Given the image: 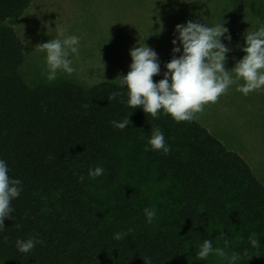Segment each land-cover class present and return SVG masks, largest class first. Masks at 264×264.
Listing matches in <instances>:
<instances>
[{"label": "trees", "instance_id": "16d2710c", "mask_svg": "<svg viewBox=\"0 0 264 264\" xmlns=\"http://www.w3.org/2000/svg\"><path fill=\"white\" fill-rule=\"evenodd\" d=\"M30 1L0 0V159L23 185L11 202L13 218L0 230V258L9 264H144L145 257L152 264H264V186L240 154L197 120L177 123L132 109L126 90L112 82L31 87L21 78L23 43L6 21L21 16ZM113 91L120 95L108 100ZM126 117L124 130L110 123ZM153 127L164 132L167 155L144 150ZM97 166L104 174L89 179V168ZM146 207L156 209L151 224ZM129 229L123 240L113 239ZM252 232L258 248L249 244ZM29 236L41 243L19 253L16 240ZM205 239L225 256L197 259Z\"/></svg>", "mask_w": 264, "mask_h": 264}, {"label": "clouds", "instance_id": "9594fccd", "mask_svg": "<svg viewBox=\"0 0 264 264\" xmlns=\"http://www.w3.org/2000/svg\"><path fill=\"white\" fill-rule=\"evenodd\" d=\"M224 25L225 22L204 24L192 20L175 25L171 40L173 55L164 64L166 70L162 78L156 82L153 77L161 74L157 52L144 42L131 48L129 70L126 75L118 76V88L126 90V105L132 109L139 107L153 118L170 115L177 123L190 122L198 118L197 113L203 112L205 105L216 103L232 86L245 97L253 91H264V21L257 18L254 30L245 31L244 44L240 46L245 54L228 70L225 63L230 49L224 41L231 42V35ZM55 31V38L39 44L40 51L44 53L42 74L49 83L55 81L60 73L73 74L76 71L74 60L80 55L78 35H66L64 29L57 26ZM160 31L162 29L155 34ZM119 95V91H113L108 100H114ZM110 123L114 129L124 130L130 121L126 117ZM144 150L160 151L165 155L169 153L170 146L159 127L152 128ZM9 171L8 162L0 159V230L4 228L5 219L13 218L10 215L13 213L11 202L20 196L23 188L22 181L11 178ZM104 172L105 169L100 166L89 168L88 178L94 180ZM143 213L146 222L151 224L156 209L146 207ZM129 231L116 232L113 239L123 240ZM248 241L252 248H258L261 243L256 232L248 236ZM40 243L38 237L29 236L17 239L15 246L19 253L27 254ZM224 243L227 246L228 241ZM210 254L224 257L225 250L214 248L212 241L205 239L199 245L197 259L204 260ZM233 259L236 257L233 256ZM143 260L144 264H152L150 257Z\"/></svg>", "mask_w": 264, "mask_h": 264}, {"label": "rangeland", "instance_id": "374dc122", "mask_svg": "<svg viewBox=\"0 0 264 264\" xmlns=\"http://www.w3.org/2000/svg\"><path fill=\"white\" fill-rule=\"evenodd\" d=\"M188 2V8L183 13L180 9L182 1L174 0L172 28L162 30L158 35L155 33L159 30L135 27L141 25L138 22L150 12L155 17L157 11L160 17L159 9L166 6V0H104L97 9L100 15L101 12L107 15V22L113 21L112 18L116 21L118 14L125 15L126 22L120 23V27L123 30L126 28V41H171L175 25L189 20L204 24L225 22L224 26L231 35V42L224 41L230 49L226 54L225 69H231L245 54L240 48L244 44L245 31L254 30L257 18L264 21V0H188ZM74 11L76 13H72L73 18L67 19L60 15L57 22L51 23L48 27L41 26L36 20L33 24L28 23V29H22V17L6 21L7 25L14 28L23 43L24 61L19 68V75L29 86L54 87L68 82L88 87L104 81L117 84L114 76L121 75V72L116 69L108 71L105 66L103 70V63L99 61L103 62L102 51L106 49L105 46L109 44L111 48L113 43L110 41L118 35L110 30L115 36H111L107 41L106 37H102V29H94L95 26L88 23L86 0H78ZM164 15L166 16L165 13ZM169 18L168 14V23L171 21ZM56 26L64 29L66 35L75 34L80 37V55L74 60L73 67L76 71L73 74L60 73L55 81L49 83L42 74L44 53L40 51L39 44L56 37ZM142 26L148 27L146 24ZM149 27L163 28L159 19L156 24L152 23ZM115 57L121 58L119 55ZM171 58L167 57L160 63L161 74L153 77L154 82L162 78L166 70L164 64ZM197 117L195 120L219 138L228 149L236 151L245 159L253 174L264 186V91H253L245 97L232 86L216 103L205 105L203 112L197 113ZM148 187L154 188L152 192L157 188L151 184ZM0 264L9 263L0 258Z\"/></svg>", "mask_w": 264, "mask_h": 264}, {"label": "crops", "instance_id": "0c3cea01", "mask_svg": "<svg viewBox=\"0 0 264 264\" xmlns=\"http://www.w3.org/2000/svg\"><path fill=\"white\" fill-rule=\"evenodd\" d=\"M62 1L63 0H33L32 2L31 0L28 7L24 10L21 16H19V18L22 17V29H28V23L33 24L36 20L38 21V23L40 22L39 24L41 26L48 27L51 23L57 22L60 15H64L65 17H67V19L73 18L74 14L76 13V11L74 10L75 7L78 5V0H64V2ZM103 1L104 0H86V6L89 12V15H87L86 19L88 20V23H92L95 26L94 29H102V37H106L107 41L111 36L118 35L117 37L113 38L112 41H110L113 43L111 48L109 44L105 46V48L108 50L104 49L102 51L103 62L99 61V63H103V65L107 68L108 71L116 69L121 72V75H126L129 70L128 66L131 63L129 50L134 46L142 44L143 42L157 52L160 63L163 62L167 57H172L173 54L171 49L173 45L171 44V41H126V28L123 30L120 27V23L126 22L125 15L118 14L116 21L112 18L113 21L107 22V15L102 12L100 15L97 9V6ZM181 1L182 3L180 5V9L184 13L185 9L188 8L189 2L188 0ZM173 3L174 0H166V6L159 9V11H161L160 17H158L157 11L155 12V17H153L152 13L150 12L145 18H143L141 22H138L141 25L135 28L154 30H167L169 28H172V15L174 13ZM73 12L74 14H72ZM164 13L166 14V16L164 15ZM168 14L171 18L170 23H168ZM158 19L160 20L163 28H150L149 25L152 23L156 24L158 22ZM143 24H146L148 27L142 26ZM110 30L113 31L115 35H113ZM158 42L162 43L160 44ZM115 55H119L121 56V58H116ZM176 55L178 56L179 53H177ZM118 76H120V74L114 76V79H116L117 84L119 83Z\"/></svg>", "mask_w": 264, "mask_h": 264}]
</instances>
